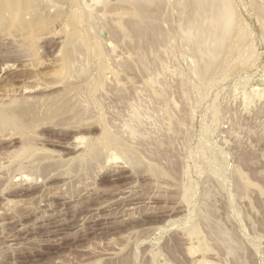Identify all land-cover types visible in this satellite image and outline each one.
I'll list each match as a JSON object with an SVG mask.
<instances>
[{
  "label": "rangeland",
  "instance_id": "1",
  "mask_svg": "<svg viewBox=\"0 0 264 264\" xmlns=\"http://www.w3.org/2000/svg\"><path fill=\"white\" fill-rule=\"evenodd\" d=\"M81 1L71 0L72 3L70 1L68 3L70 5L64 1L65 4L63 2L62 4L68 5L64 6L66 9L72 7L75 10L77 6L94 3L92 0L88 3V0L81 4ZM233 1L237 9L233 32H237L235 36L239 33L240 37L229 41L230 48L226 55H223L224 60L216 73V77H220L219 80L217 79L219 82L214 84L215 81L214 85L211 84V87L207 88L203 97L196 100L192 111L182 94L180 95L181 91L176 86L178 77H175V71L179 67L183 69L180 70L186 71V61L181 58L185 60L183 55L188 53L181 52L182 48L178 44H175L178 49L174 45L170 50H165L163 45L161 48L160 45L152 47V50L156 48L153 53L150 52L149 46L144 45L142 48L145 49L142 52L145 51L142 54L147 57L145 63H149L146 67L153 70L150 73L154 75H150V70L141 69L142 73L137 63L131 61L135 57L131 46L118 43L114 37L112 38L111 32L106 30L107 28L101 27L103 24L99 25L102 21H106L105 17V19L97 18L103 16L100 11L102 7L99 8L101 4L97 5L95 1L97 7L93 5L94 8H91L93 6L90 5L93 13L95 8L101 13H97L99 12L97 10L95 11L97 14L94 13L98 19L96 22L100 20L97 23L100 30L97 28L95 36L98 38L91 36L92 43H90L94 44L101 39L99 37H102L105 43L102 40L99 42L108 48L115 45V41L117 45L114 48L121 44L118 49H114L116 50L114 54L117 53L118 58L113 53L106 52V56L110 53L114 60L117 58L121 62V55L126 56V53L129 54L126 50L130 49L132 51L130 54L133 53L132 59L126 56L124 61L128 59L133 63L131 64L134 68L123 70L126 71L125 73L122 70L118 71V76L126 75L128 78H124L127 80L130 77L133 79L131 82L122 79L127 82L126 84L123 82L127 87L125 89L122 84L123 90L110 81L113 79L112 75L110 78L106 77L110 75L109 71H104V74H109L102 75L103 72L100 74L99 64L92 56L81 54L78 57L82 56V60L77 58L80 59V64L87 67L88 76L89 74L91 76L89 81L93 79L91 83L88 82V90L84 91L85 94L83 92V95L80 94L82 98L80 95L77 97V101L81 99L79 100L81 107L87 108L86 113L81 117H75L74 114L71 115L73 111L58 112L54 104L46 111L40 112L28 125L21 123L0 125V264H89L91 262L94 264L97 260L98 264H199L196 263L199 258L205 259L206 264H237L233 259L236 257L241 260H237L238 264H264V94L261 93L264 91V28L261 20L253 12L251 0ZM52 7L45 11L53 12L55 7ZM65 8H61V11L56 10L57 8L55 10L63 14ZM48 12H45V15L42 13V16L47 18L51 14V17L47 19L43 17L42 22L26 17L25 21L22 19L20 23L10 18L0 23V105H6V101L10 100L7 99L9 97L22 99L36 95L42 100L39 102V106H42L47 102L46 98L52 99V95L63 89V82L58 84V80H55L51 72L58 64L56 62L60 50L58 48L61 47V22L64 18H61V13L56 12L54 16V12L46 14ZM47 22L51 28L45 25ZM240 22L245 24L246 31L239 28ZM52 25L57 26L58 30ZM43 26H48L49 30L56 32L49 37L40 34L42 30L46 31ZM110 38L113 40L111 41ZM249 42L253 43L255 49L251 60L248 59L246 62L235 60L234 56L238 55L237 48ZM183 52L185 54H182ZM156 54L158 58L163 59L162 61L160 58L158 64L164 62L161 64L165 65L162 67L164 71L161 67H157V64L153 66L155 62L151 60ZM111 57L109 60L105 59L107 65L114 61ZM83 58L88 61L84 62ZM116 61L112 64L115 69L118 67ZM158 68L161 69L159 75L158 71L156 72ZM117 69L119 70V67ZM253 69L256 70L255 73ZM144 72L155 78L158 76L161 82L163 79V81L168 80L165 82V84L169 83L165 97L152 96L150 90L143 84V80L148 76ZM142 74L146 76L143 77ZM245 74L247 78L243 77ZM101 75L108 80L104 79L103 89L98 87L100 91H97L95 86L102 79ZM241 78L243 80L246 78L245 84ZM74 80L75 78L72 77L71 81ZM119 80L122 81L120 78ZM141 93L143 96L140 95ZM136 100L139 102H133ZM213 101L217 104L213 105L219 111V114L216 113L218 117H209L212 116L209 110L213 106L211 104ZM131 102L135 103L134 105L138 104L139 110L137 106L135 107L141 113H143L142 106L144 111H147V114L146 111L140 114L141 119L145 121L147 118L145 123H149L146 126L142 121L144 125L141 124L140 127L144 133L146 132L145 140L150 133L151 136L158 137L156 140L150 135L148 142L143 138L144 141L140 140L139 136V139H135L136 136H132L131 139L124 126L121 127L124 119L132 123L130 110H127L129 106L131 108L128 109L134 110ZM148 114L150 117L153 116L150 120ZM214 118L218 119L215 121ZM105 121L108 127L104 124ZM176 121L179 123L176 124ZM103 127H110L109 131L122 139V148L117 147L118 150L113 143L105 140ZM115 134L113 135L116 136ZM205 134H208L207 137H204ZM79 136L86 139L81 140L83 141L81 143ZM198 138L207 146L208 153L211 150L210 154L215 151L217 155L222 154L223 160H220V164H222L221 169L224 168V176H221L222 170L217 173L221 178L205 164L202 169L196 167L195 154L199 153L202 145ZM22 144H26L27 150L32 154L30 159H26L27 162L22 161L27 165L24 166L25 164L22 163L23 166L18 169L12 157L13 152ZM89 148L92 152H98V156H93L92 160H89L91 156ZM124 149L133 151L134 158L128 160L122 152L125 151ZM79 157L82 158L81 165L84 166L85 161L86 167L79 166ZM220 157L221 155L219 159H222ZM72 158L74 163L71 161ZM33 161L38 162L36 164L39 170ZM152 163L160 166L165 174L153 175L144 168ZM240 169L244 174L240 175ZM183 171L187 173L186 176ZM208 172L209 174L206 175ZM246 174L250 179L245 178ZM241 176H243L242 181L249 180L250 187H247L249 190L235 186L238 182L241 183ZM187 177L190 183L186 181ZM182 179L186 184L188 182L190 187L191 198L186 201L182 199L180 194L182 191L179 190L183 186ZM220 180L224 181V184ZM218 184L224 185L221 186L223 188ZM209 191L213 194L210 193L208 196L209 193L205 192ZM205 208L210 212H208L210 223L213 224L214 221V225L220 223L222 226H219L228 229L232 238L237 240L236 245L241 247L236 246L237 256H230L224 250L222 241L215 233L213 234L216 237L211 234L213 230L210 229L213 225L207 228L209 222L199 219V215L206 213ZM211 208L212 210H209ZM201 210L204 212L202 213ZM187 221L199 228L197 238L188 234L184 225ZM199 239L206 242L207 248H197Z\"/></svg>",
  "mask_w": 264,
  "mask_h": 264
},
{
  "label": "bare ground",
  "instance_id": "2",
  "mask_svg": "<svg viewBox=\"0 0 264 264\" xmlns=\"http://www.w3.org/2000/svg\"><path fill=\"white\" fill-rule=\"evenodd\" d=\"M64 1H66L67 4L69 3V1L71 2V0H0V23L4 22L5 20L7 21V19H9V18L12 19V20L15 19V22L20 23V22H22L21 21L22 19H24V21H25L26 17L27 18L30 17V18H32V20H37L38 19L39 21L41 20V22H42V20L44 21V19H47V18L51 17V14H50L49 17L46 15L47 18L44 16L45 15L44 13L48 12V11H45L48 8L50 9L52 6H54L55 8H57L56 10L61 11V8L64 9L66 6L70 5V4H68L66 6L64 5L65 6L64 7L63 4H62V2L65 4ZM85 1H88V0H83L80 3L82 4ZM92 1H94V3L96 1L97 5L101 4L99 8L102 7L101 10H100L102 12V14L100 13L99 9H97V8L94 9V13H96L95 11L97 10V11H99L97 13H100L101 15H103L102 17L100 16V17H97V18L98 19H100V18L101 19L102 18L105 19L106 18L105 19L106 21L105 20H104L105 22L102 21L103 23L101 22V23H99V25L101 26L103 24L101 27H103L104 29L107 28L106 30H109L111 32V34L113 35V36L112 35H110V36H112V38L114 37V40L116 39L118 43L121 42L123 44V46H125V44L126 45L128 44L129 46H131V48H132L131 50L133 51V53L135 55L134 60L132 59V54L133 53L130 54L132 52L130 49L129 50L125 49L126 51L129 52V54L126 53L127 54L126 55L125 51H123L124 53L123 52L122 53L124 55L128 56V59L129 58H130V60L132 59L131 60L132 62L137 63L136 65L139 66L140 71H142V70H144V71L150 70V68L147 69V67H146L148 62L145 63V61H147V59H146L147 57L144 56V54H142L145 51L144 50L142 52V50L145 49V48H142V47H144V45L146 47L149 46L148 48L149 49L151 48L150 52H152V51H154V49L156 50V48H154L152 50V47H155V46L158 47L160 45L159 48H161L162 45H163L165 47V48L163 47L165 50H170L171 48H173V46L175 44H178L182 48L181 52L182 51H186L188 53L186 55H183L185 60L183 58H181L183 61H186V63H185L186 65L184 64L186 66V71H182L183 69L180 68L179 66H177L179 68L177 69V71H175L176 72L175 73V77L176 76L178 77L177 82H176V86H178L179 91H181L180 95L182 94V97L189 104V106H190L189 109H191V111L194 110V108H195L196 100L198 98L203 97V95H204L205 91L207 90V88L211 87L210 86L211 84L214 85L217 82H219V81H217V79L220 78V77H216V73L218 72V70L220 68V65L222 64V61L224 60L225 56H223V55L225 53H227L229 48H230V46H228V43H229V41H231L232 38L235 39L236 37H238V39H239V37H240L239 33H238V36H235V35H237L236 34L237 32L234 31L235 34L233 32V30H234L233 28L235 27V20H236V17H237V9L235 7V4H234L233 0H92ZM73 2H74V0H73ZM89 2H91V1L89 0L88 3ZM94 3H93V5L95 7H97ZM251 3H252L253 12L261 20V23H262L261 25L264 28V0H251ZM90 5L93 6L91 3L90 4H83V5L77 6L75 10H73L72 7H71V9H66L65 8L66 11H63V14L60 12L61 15H62L61 18L62 17L64 18V20L62 22L60 21L62 23V27H61V31H60L62 33L61 43L59 42L61 44V47L59 46L60 48H58V49H60L58 54H57L58 55L57 56L58 57V60H57L58 62H56V63H58V64H57L56 67H54V69L56 68L55 70H53V71L51 70L52 71L51 75L55 77V80H58V84L60 82H63L62 84H64V87L61 86V87H63V89H60V91H58L57 94L52 95V99L48 100L46 98L47 102L44 105H42V106H39V102H40L41 99H40V97H38L36 95H34L36 97L33 96L31 98H29L30 97L29 95H28L29 97H22L23 96L22 95L21 96L22 99L14 98V97L13 98L12 97L7 98V96H6V98L10 99V100L6 101L7 102L6 105H0V125H13L15 123H21V124L28 125L32 120L36 119V116L40 112L46 111L47 109L51 108L54 104H56V110H58V112H62V111H69V112L71 111L72 112L73 111V113H71V115L74 114L75 117L76 116L81 117L84 113H86V109L87 108L85 107L86 109H84V107H81L82 106L81 103H79V100H81L80 98H82V96L80 94H82V92H83V94H85L84 91L86 89L88 90V86L87 85L89 83H91L93 79L91 78L92 80L89 81V78L91 76H90V74L88 76L89 71H88V69H86L87 67L85 68L84 65L80 64L81 61L78 58H81L82 56L81 57H78V56H80L81 54L82 55L86 54L88 56H92L94 58V60H96L98 62V64H99L98 68H100V74L103 72L102 73V75H103L104 71L105 72L109 71L110 75H106V74H109V73H106L104 75H106V77L109 76V78L112 75L113 79H111V80L109 79L110 81H112V83H115L121 89H123L122 88L123 85H124L125 89L127 88L125 86V84L127 83V82L125 83V80H127L126 78H128V77H126V75L123 74V72H124L123 70H128L129 68L133 67L134 65H132L133 63L131 62L132 63L131 64L130 61L128 59H126V58H125L126 60L124 61V57H126V56L121 55V58L119 57L120 59H122V62H121V60L117 59L118 55H117V53H115L116 55L114 54V52H116V50L114 51V49H118L117 47H120L119 45H121V44H119L117 47L114 48V46L117 45L116 41H115L116 44L111 46V47H109V48L106 47V45H104L101 42H99L101 40L104 42L102 37H99L101 39L98 40V42H96L94 44H91L92 43L90 41L91 36L97 37V36H95V35H97V34H95V31L97 30V28H99L98 27L99 25L97 23L100 20L98 22H96L98 20V19H96V14L97 13L94 14L92 12L93 10L91 8H94V6L90 8ZM60 6H63L64 8L63 7L60 8ZM54 7H52V8H54ZM55 8L53 9L54 13L52 11H50V12L53 13L54 16H55V13L57 12L55 10ZM68 8H70V7H68ZM50 12H48L46 14H49ZM42 13L44 14L43 16H42ZM58 13L59 12H57V14ZM107 14L109 15V17H108ZM43 17H45V18L42 19ZM58 17H57V19H58ZM57 19L55 18V21ZM60 20H62V19H60ZM55 21H53V22H55ZM47 23L45 25L49 26V23L48 24ZM240 23L241 24H239V28H242L244 31H246L245 28H244L245 24L243 22H240ZM53 25H55V24H53ZM53 25H52V27H54ZM48 26L47 27L43 26L44 28H46V31L42 30L41 31L42 33L41 32H39V33L43 34L45 36H48V37L52 36V34L56 32V30L55 31L52 30V29L49 30L48 28L51 25L49 27ZM40 27H41V25H40ZM56 27H54V28H56ZM103 28H102V30H103ZM57 30H58V27H57ZM99 30H100V28H99ZM38 31H40V28H39ZM109 31H108V33H110ZM102 32H104V31H102ZM35 33H37V32L35 31ZM96 33H98V32H96ZM241 33H242V31L240 30V34ZM57 34H59V33H57ZM37 36H38V34H37ZM40 36L42 37V35H40ZM43 39H45V38H43ZM112 40L113 39H111V41ZM112 43H114V42H112ZM108 44H109V42H108ZM123 46H121V48ZM129 46H128V48H129ZM166 47H168L169 49L168 48L166 49ZM175 48H177L176 45H175ZM238 48H237L238 55L234 56L235 60L242 61V62H246L248 59L251 60V58H252V56L254 54V50H255L254 47H253V43H251V42L245 43L244 45L241 46V48H239V49ZM108 49H110V51H108ZM146 50H148V49H146ZM119 51H118V53H120ZM106 52L113 53V55L115 57H117L116 60H118V61L114 60L110 56V53L108 54V56H106L107 55ZM182 54H185V53L183 52ZM179 55L181 56V53ZM110 57H111V59L116 61L115 64H116V66L118 65L119 70L117 69L118 67L116 69L113 67V65H112L114 63L113 60H112L113 62H111L112 64H108V65L106 64L105 59L108 58V60H109ZM160 58L157 57V54H156V56H154L152 58L151 61L155 62L153 64V66H155V64H157L156 65L157 67H161V68L165 66V65L164 66L161 65L164 62L161 63V64L160 63L158 64V61L160 62ZM81 60H82V58H81ZM108 60H106V61H108ZM161 60L163 61L162 58H161ZM83 61L87 62L88 60L85 61L84 58H83ZM150 64L152 65V63H150ZM85 65H87V64H85ZM109 65H112V66H109ZM257 65H256V67H257ZM136 68L139 71L138 67H136ZM180 69H182V70H180ZM256 69L259 70L258 68H256ZM260 69H261V67H260ZM121 70L123 71L122 72V74L124 75L123 77L121 75H120V77L118 76V71H121ZM159 70H161V69H159V68L156 69V72L158 71V75H159V72L161 73V71H159ZM162 70L164 71V68H162ZM151 71H153V70H150L149 73ZM254 71H256V70L253 69V72ZM142 73H143V71H142ZM144 73H147L148 76L145 79L142 78V80L144 79L143 80V82H144L143 84H145V86L150 90L152 96L154 95V97L156 96V97H160V98L165 97L166 96V90L168 89L167 84H169L168 82H167V84H165V82L168 81V80L163 81L164 80L163 79L162 82H161L160 81L161 79L158 78V76H156L157 78H155V76L152 77L154 75V73H150V75H152V76H149L148 72H144ZM246 74H249V73H246ZM246 74L243 77H245ZM102 75H101L102 79H100L101 78L100 77L99 78L100 80L96 83L97 85L95 86L97 91H100V90H98V87L101 89L102 85H105V84H103L104 81L108 80V79H105L104 78L105 76L103 77ZM144 75H143V77H144ZM155 75H157V74L155 73ZM251 75H252V73H251ZM72 77H73V79L75 78L74 81H71ZM118 77L121 80L124 77H126V78H124L125 80L120 81ZM246 78H247V76H246ZM246 78L244 80H243V78H241L242 79L241 81L244 82V83L242 82L243 84L246 83L245 82ZM132 79L133 78L130 77L129 80H127V81L131 82ZM158 79H160V80H158ZM247 81H248V79H247ZM52 85H53V83H52ZM116 85H114L115 88H116ZM131 85H136V84L132 83ZM259 87H262V86H259ZM134 88H135V86H134ZM141 89H140V86H139V90H141ZM135 90L136 89H134V91ZM257 90H258V88H257ZM135 92H134V94H135ZM137 92L139 93V91H137ZM140 92H142V91H140ZM261 93L264 94V91L261 92ZM258 94H256V96H258ZM140 95L143 96L142 93ZM43 96L45 97L46 95H43ZM77 97H80L78 101H77ZM140 98H142V97L140 96ZM135 99H137V98H135ZM248 99H250V98H248ZM138 100H139V98H138ZM133 102H137L138 103L139 101L136 100V101H133ZM133 102H131V104H133ZM37 103H38V105L35 106V104H37ZM137 103H136V105H134L135 103L133 105H131V106H133L134 110L128 109L130 106L127 108V110H130L129 114H131L132 123L128 119H127L128 121H125V119H124L123 120L124 121L123 125H121V127L124 126V130L129 134V137L131 136L130 137L131 139H132V136L133 137L136 136L135 139H137L138 136H139V137H141L140 140H142V138L145 140L146 132L144 133L142 131V129L140 128L141 124L144 125L142 123V121H144V120L141 119V117H140L141 115L140 114L145 113L146 110L144 111V108L142 106L141 108H142V112L143 113L138 111L139 107L137 106L138 105ZM211 104L212 105L213 104L217 105L214 101ZM212 105H210V106H212ZM215 105H213L212 108H210L211 110H209V111H211V112L208 111L210 114H212V116H209V117H213V116L214 117L215 116L218 117L217 114H219V111H217ZM135 106L138 107V110H137V108ZM139 106H141V105H139ZM168 112H170V111H168ZM146 114H147V111H146ZM207 114H205V115L207 116ZM205 115H204V117H205ZM145 116H147V115H145ZM151 117H153V116H151ZM151 117L149 115V117H148L149 120L151 119ZM145 119L147 120V118H145ZM152 119H154V118H152ZM216 119H218V118H216ZM216 119H215V121H216ZM146 120L144 121V123L147 122ZM203 120H206V118L205 119L203 118ZM212 120H213V118H212ZM133 121H134V123H133ZM177 121H179V119ZM177 121H176V124L179 123ZM151 122H153V121H151ZM105 123H106V121L104 122V124ZM102 124H103V122H102ZM147 124H149V123H145L146 126H147ZM105 125H106V127H108V124H105ZM150 126H151V124H150ZM106 127H103V128H105L104 131H103V135H104L105 140L107 142H109V143H113L116 148L117 147L120 148L123 145L122 139H119L115 133H113V134L116 135V136H114L112 134V132L109 131L110 127L109 128H106ZM144 128H146V127L144 126ZM147 130L149 131L148 128H147ZM148 131H147V133L150 132V131L149 132ZM128 134H126V136H128ZM150 134H152V133H150ZM150 134L147 135V138H146L145 141L148 142L147 139H148V136ZM207 135L205 134L204 137L205 136L207 137ZM150 136H149V138L153 137L154 135L151 136V137ZM154 138H155V136H154ZM156 138H158V137H156ZM156 138H155V140H156ZM200 138H198V139H200ZM78 139L82 143L83 141H81V140H83L84 137H82V136L80 137L79 136ZM144 140H142V141H144ZM204 140H205V138H204ZM153 141H154V139H153ZM157 141L159 143L158 139H157ZM199 141L201 142V139ZM154 142H156V141H154ZM155 144H157V143H155ZM92 145H90V148H92L91 147ZM207 145L210 146V144H207ZM76 146L79 147V145H76ZM76 146H75V149L77 148ZM92 149H90L91 151L89 153L92 157L89 156L90 157V159L88 158L89 160H92L93 156H96V155L98 156V152H95V151L92 152ZM130 149L134 150L133 148H130ZM199 149L200 150H199L198 154L196 152H194V154L196 153L195 155H197V156H195L197 159L196 158H195L196 160L194 159L196 161V164H197L196 167H201L200 169H202L203 166L207 165L208 168H210L211 170L216 172L215 174H217L219 172H222L224 170V168H223V170L221 169V165L222 164H220V160H223V156H222V154H219L220 152L218 153L219 155H217V151H215L216 153L213 152V154H210V151H211L210 150L209 153H208L207 151L209 149L203 143H202V145H201V147ZM131 150L126 149L125 151H122L125 154V157L128 160H131V159L134 158V153ZM13 153H14V156L12 157V159L17 164L16 168H18V169H19L20 166L21 167L23 166L22 163H24V162H22V161L23 160L25 161L26 159H30V156L32 154L31 151L27 150V145L26 144H22L20 147H18V150L16 149L15 152H13ZM13 153H12V155H13ZM87 155H88V153H87ZM220 155H221L222 159H219ZM76 157H74L75 160H76ZM84 157H85V155L83 156V160L85 159ZM113 158H114V156H113ZM80 159H82V158L79 157V160L78 159L77 160L80 161V164L79 163L78 164L81 167L83 165H81V160ZM10 161H12V160H10ZM13 161H12V164H13ZM49 161H51V160H49ZM71 161H73L72 163H74V159L71 160ZM78 161H76V163ZM25 162H27V160ZM36 163L38 164V162H36ZM36 163H34V161H33V164H36ZM144 163L146 164L147 162L144 161ZM153 163L157 164L155 162H153ZM153 163H152V165H147L144 168L145 169L147 168L149 172L153 173V175L155 174V175L159 176L162 173L165 174L161 170V168H159L160 166L158 167V165H153ZM84 164H85L84 166L86 167V162L85 161H84ZM26 165H27V163L24 166H26ZM28 166H30V165H28ZM36 168L39 170V166L36 167ZM203 170H204V168H203ZM203 170H201V172ZM184 171L186 172V170H184ZM184 171H183V173L185 174ZM197 172H200V171H197ZM223 173H224V171L222 172V174L220 173L221 176H224ZM239 173H240V175L244 174L242 172V170L239 171ZM186 174H185V176H186ZM208 174H209V172L206 175H208ZM234 175H235V173H234ZM234 175H233V177H234ZM218 176H220V175L217 174V177ZM221 176H220V178H221ZM243 176L240 177L241 178V183L238 182V185H235V186L240 187L241 189L244 190L245 188L250 187V184H249L250 182L248 183V181H249L248 179H250V178L247 177V174H246L245 178H248V179H246V180L243 179V181H242ZM184 179H182V181H181V182H183L182 183L183 186L181 185L182 187L179 186L180 188L179 187L178 188H179V190L181 189L180 192L182 191L180 193L182 195L181 196L182 199L184 198L183 200L186 201L187 199L191 198L190 195H189V190H190L189 188L190 187L188 185V182L190 181V179H188V177H187V180L185 179L186 181L189 180L187 182V184H186V181ZM223 180H225V179H223ZM235 181H232V182H235ZM237 181H238V179H237ZM184 182H185V184H184ZM251 183H252V181H251ZM232 184L234 185V183H232ZM179 185H180V183H179ZM218 185H220V188H223L221 186H224V185H221V184H218ZM233 185H232V187H234ZM191 189H192V187H191ZM211 192H212V190H211ZM211 192L209 191V192H205V193H209L208 194V196H209ZM212 194L213 193H211V195ZM204 195H207V194H204ZM240 195H241V193H240ZM245 195L246 194H244V196ZM232 196L234 197V194ZM209 198H207V200ZM205 199H206V197H205ZM231 199H232V197H231ZM207 200H206V202L209 201V200L208 201ZM233 200H235V198ZM207 205L209 207V204H207ZM210 207H212V206L210 205ZM205 210H206V213L203 210H201L202 213L204 212V214H201V215H199L198 212H197V214L200 217L199 219H201V221L204 219V221L206 220V221L209 222V225H207L208 227L206 226L207 228H209V226L213 225V228L210 229V231L211 230H213V231H211L212 233L211 232L210 233L212 235H214L213 233H215V235L222 241L221 242L220 240H218V242H221L222 244H224V247H225L224 250H226L228 252V254H230V256H232V255L235 256L236 254H238L237 250H238V248H241V247L236 245V243H238L237 240L235 239L236 240L235 241L232 238V235L227 231L228 229L225 230L223 227H220V226H222V225H220V223L218 225L217 224L214 225V223H215V221H214V222H212L213 224H211L210 223V216H209L210 214H208L209 211L207 212V210H208L207 208H205ZM209 210H212V208L209 209ZM211 217H213V216H211ZM212 219H214V218H212ZM190 220H191V218H190ZM204 224H205V222H204ZM184 225H186V230H187L188 234L191 237H196V238L198 237V234H199L200 231L198 230L199 228H197L196 225H194L193 223H191L189 221H187L186 224H184ZM203 241L204 240H201V239L198 240L197 248H203V249L207 248L206 245H205L206 242L204 243ZM205 241H206V239H205ZM221 243H218V244L221 245ZM236 248H237V250H236ZM238 257H239V255H238ZM199 259H198V261H196V263L198 262L199 264H204V263L206 264L205 259H202V258L200 260ZM233 259L236 260V262L238 264L237 260H239V258L236 257V259L235 258H233ZM239 261H241V260H239ZM95 262H97V263H94V264H98V260L95 261ZM242 262H240V263H242ZM91 263H89V264H91ZM99 263H100V261H99Z\"/></svg>",
  "mask_w": 264,
  "mask_h": 264
}]
</instances>
